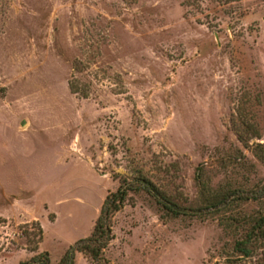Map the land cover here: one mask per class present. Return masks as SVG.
<instances>
[{"label":"rangeland","instance_id":"1","mask_svg":"<svg viewBox=\"0 0 264 264\" xmlns=\"http://www.w3.org/2000/svg\"><path fill=\"white\" fill-rule=\"evenodd\" d=\"M124 179L74 264H264V0H0V264H59Z\"/></svg>","mask_w":264,"mask_h":264},{"label":"trees","instance_id":"2","mask_svg":"<svg viewBox=\"0 0 264 264\" xmlns=\"http://www.w3.org/2000/svg\"><path fill=\"white\" fill-rule=\"evenodd\" d=\"M141 188L138 182H130L126 179L123 180L121 187L118 192L111 198H108L104 204L102 216L97 220L94 231L89 238L81 239L74 248L68 251L59 264H74V252H80L90 256L93 261L97 262L102 254V251L106 248L108 243L111 241V228L107 222V219L119 211L121 204L125 201L128 190H135ZM148 191V187H144ZM151 192V191H150ZM232 194L224 193L215 195L213 201L207 208L218 209L227 205L231 199ZM210 200V199H209ZM169 208V206H168ZM264 223V217L259 219L256 223L257 227H254L248 237L237 243V250L244 256H250L251 249L248 247L253 241V236L256 232L262 231ZM27 264H51L50 256L47 252H43L35 256Z\"/></svg>","mask_w":264,"mask_h":264},{"label":"water","instance_id":"3","mask_svg":"<svg viewBox=\"0 0 264 264\" xmlns=\"http://www.w3.org/2000/svg\"><path fill=\"white\" fill-rule=\"evenodd\" d=\"M23 124H24V122H23Z\"/></svg>","mask_w":264,"mask_h":264}]
</instances>
